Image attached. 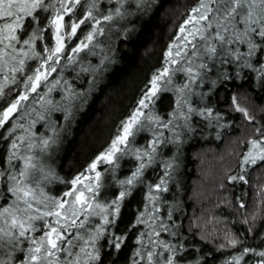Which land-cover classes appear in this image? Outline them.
<instances>
[{
	"label": "snow or ice",
	"instance_id": "snow-or-ice-1",
	"mask_svg": "<svg viewBox=\"0 0 264 264\" xmlns=\"http://www.w3.org/2000/svg\"><path fill=\"white\" fill-rule=\"evenodd\" d=\"M107 2L111 3V0ZM99 3L100 0H0V20L4 21L0 25V73H4V80L0 81V100H4L12 91L9 89L5 92L9 82L19 87L20 81L16 74L20 73L23 77V90L0 111V129H4L13 113L25 107L24 102L28 101L30 93H37L42 83L47 85L49 76L57 72L62 59L67 63L74 62L82 51L89 48L96 36L104 34L102 21H112L113 14L111 11L107 14L101 12ZM77 6L84 9L82 18L74 16ZM115 15L122 16L119 7L115 9ZM66 16L69 17L67 22ZM87 23L91 24V30L75 47L69 48L66 40L71 41L76 37L77 30ZM189 24L192 25L191 29L186 28ZM49 31V39L54 40L52 46L43 43L44 34ZM179 33L176 40L183 41L185 49L190 46L191 56L187 51L182 55L177 43L171 45L166 53L170 58L166 63L176 65V57H181L185 66L173 68L171 75L169 68L165 67L152 76L151 87L139 99L138 107L131 116L122 122L110 146L92 160L84 173L71 181H61L71 185V189L62 196H51L44 190L46 184L52 183L54 179L60 180L45 160L56 138L41 136L36 143L31 137L15 136L18 128H24L23 124H14L5 129L4 135H0V141L11 138L4 163L0 165V184L4 185L3 190H0V199H5V203L0 204V264H103L102 249L107 246L119 252L127 239V233L117 234L115 231L124 201L133 194L137 185L144 183L145 173L157 163L163 164L164 172L158 183L148 185L147 199L155 205L161 199L156 193L169 191L167 184L173 178L176 166L174 161H158L160 146L179 141L183 133L176 129L192 130L189 123L192 115L198 113L203 116L205 111L208 116L212 115L211 108L197 110L192 107L191 97L203 98V94L195 92L193 86L199 88L203 85L208 79L207 73L214 69V74L220 73L221 70L217 68L219 63L235 64L238 70L246 68L257 72L260 86L264 87V0H198L180 26ZM197 39L199 42L195 43ZM38 42L42 44L39 50ZM236 44L245 45L246 52L234 47ZM17 45L20 47L17 48ZM30 60L38 62L34 69L27 66ZM256 64H259L258 69ZM25 72L31 74L24 75ZM177 72L184 73L186 82L174 88L177 95L171 119H164L155 112L145 114L142 109L149 107L146 101L152 102V98L161 91L173 90L168 86L173 84L172 76ZM221 75L224 80L231 79L226 70ZM236 75L239 76V71ZM52 83L55 87L59 80ZM215 85L216 80H211L210 86ZM51 90L48 89L49 92ZM232 100L236 111L243 113L249 121L254 119L246 109L239 107L235 96ZM43 118L41 115L40 119ZM181 119L183 122L177 123ZM31 126L25 131H29ZM165 130L173 135L166 137ZM145 131L152 133L151 138L143 148L136 147V135ZM255 131L261 139L249 142L252 150L245 154L243 164L257 165L264 161V125ZM36 149L38 151H34ZM129 155L136 162L131 174L117 180L120 190L114 198L103 199L101 193L107 186L108 178L97 170L98 166L109 165L104 173H112L114 177L115 171L121 167V159ZM86 173L94 175L86 176ZM229 179L247 182L244 176H231ZM5 191L14 197L11 203H7L4 197ZM240 206L244 207L243 204ZM159 211V207H154L147 214L141 212L136 218L135 224H144L152 229L151 233H141V237H151L152 234L159 237L161 232L169 231V225L163 220L157 225L159 217L155 213ZM81 215L84 216L83 220L80 219ZM97 216L101 222L93 225L90 218ZM49 217L53 219L49 220ZM167 218L171 220V212H168ZM37 221L43 223L38 226ZM86 224L94 229L88 231L87 236L81 231H87ZM37 232L42 234L37 237ZM170 235L175 236L177 233L172 232ZM101 241L104 243L101 244ZM136 243L143 244V240L138 238ZM150 243L153 248L162 247L170 255L148 250L145 256L143 249L138 248L133 253L132 264H140V260L135 257L146 260V264H161L160 257H163V264H180L176 245L163 240ZM230 243L234 246L236 241L231 240ZM89 246L91 250H88ZM252 251L245 248L242 255ZM256 254L262 258L259 264H264V252ZM241 258H234V264H239Z\"/></svg>",
	"mask_w": 264,
	"mask_h": 264
},
{
	"label": "trees",
	"instance_id": "trees-1",
	"mask_svg": "<svg viewBox=\"0 0 264 264\" xmlns=\"http://www.w3.org/2000/svg\"><path fill=\"white\" fill-rule=\"evenodd\" d=\"M197 2L123 0L121 3L120 0H111L109 3L100 0L98 7L101 12L107 14L111 11L113 14V20L103 26L105 36L109 37L97 41V46L103 42L104 58L91 64L90 68H96V71L81 85L71 81L74 93L83 97L72 108H65L64 130L45 159L60 177L50 186L52 193L66 191L70 184L65 182L84 173L92 160L109 147L122 122L131 116L139 99L151 87L152 76L165 67L166 50ZM117 7L121 9L122 16L115 15ZM78 9L83 12V7ZM123 19L121 23L119 20ZM50 36L51 31L45 33L43 43L52 46ZM240 46L244 51L245 45ZM41 47L38 42L37 49ZM36 62L27 61V66L33 68ZM255 67L258 69L259 64ZM217 68L220 73L214 74V69L207 73L208 79L203 85L199 88L193 86V90L202 93L203 98L191 97L197 109L211 108L212 115L205 122L193 117L190 120L192 130L182 132L175 144L160 147L163 155L159 153V161H174L176 166L173 178L167 184L169 191L158 193L161 199L156 203L161 207L159 218L169 225V231L161 232L159 237L154 234L141 237V233H151L152 229L144 224H135L147 203V186L155 184L157 173L160 174L155 166L145 173L144 183L137 185L133 194L124 201L115 231L117 234L127 233V239L119 252L107 246L102 249L103 264H132L133 253L138 248L143 249L145 256L149 249L164 252L165 256L170 254L162 247H152L150 241L160 240L177 246L180 264H234V258L241 256L239 264H259L262 259L256 253L264 252V161L257 165L243 164L242 161L251 146L249 142L261 139L255 129L264 125V87L260 86L255 71L238 70L235 64L217 63ZM225 70L231 79L222 78L221 73ZM57 71L64 72L59 68ZM28 74L30 72L24 73ZM16 75L19 87L8 83L5 92L12 91L0 100L1 107H6L23 87L22 75ZM66 75L61 81L69 83L71 75ZM3 80L4 73H0V81ZM211 80H216L214 87L210 86ZM182 84L181 81L179 85ZM176 95L173 90L160 92L152 103L156 114L168 119L174 111ZM234 96L239 107L246 109L254 118L252 121L236 111ZM5 129H9L7 124L0 129V135L5 134ZM10 140L0 141V165L4 163ZM231 176H244L247 182L239 179L230 181ZM109 185L107 183L102 192L108 189L106 192L112 199L118 193ZM3 188L4 185L0 184V190ZM7 196L5 191L6 201ZM3 203L5 199H0V204ZM168 212L172 214L171 220L167 218ZM172 232L177 235H170ZM138 238L143 240V244L136 243ZM231 240L236 241L234 246ZM245 248L253 251L242 255ZM162 258L159 259L163 261ZM144 262L146 260H140V264Z\"/></svg>",
	"mask_w": 264,
	"mask_h": 264
},
{
	"label": "rangeland",
	"instance_id": "rangeland-1",
	"mask_svg": "<svg viewBox=\"0 0 264 264\" xmlns=\"http://www.w3.org/2000/svg\"><path fill=\"white\" fill-rule=\"evenodd\" d=\"M78 8H79V6H77V8L74 10V16H76V17L79 15L83 16L84 9H83V12H80ZM68 19H69V17L66 16L65 21L67 22ZM119 21H121V23H123L124 19L119 20ZM3 23H4V21L0 20V25H2ZM108 23L109 22H103L102 21V27L107 25ZM81 27H83V30H80V29L77 30L78 37L77 36L73 37L71 41L66 40V43H67L69 48L75 47V45L79 42V40H83L84 36L87 34V32L91 30V24L90 23L82 25ZM186 28L191 29L192 25L189 24L186 26ZM179 29H180V27H179ZM178 35H180L179 30L177 32L176 37ZM107 37H109V36H105V34L96 36L95 39L92 41V43L89 45V48L82 51L75 58L74 62H72V63H67V61L62 59L61 64L58 66V68L60 70H63L65 73L64 72L60 73L59 71H57L58 73L57 72L52 73L51 76H49V82L47 83L46 86L43 85V83H42V86H41V88H39L37 90V93H30L28 101L24 102L25 107L19 108L16 113H13L12 117H10L9 121L6 123L9 126V128L13 127L14 124H23L24 125V128H18L15 131V134H14L15 136H25L26 138L31 137L34 140V142H36V143L39 142V138L41 136H43L44 138H56V143H57L58 135L60 133H62V130H64V127H65V108H67V107L72 108L73 104L79 103L83 97L81 94L74 93V90L72 87L73 86L72 82H74V84L81 85L82 82H84V80L85 81L88 80L90 78L89 76L96 71V68H90L91 64H96V63H98L99 60H102L104 58L103 57L104 48L101 47V44H103V42H101V44H99L97 46V43H98L97 41L98 40L100 41V39L107 38ZM190 39H191V37H190ZM194 42L198 43L199 40L197 39ZM177 43H179V45H180V48L182 50V55H183L184 51H187L188 55L191 56L190 46L188 49H185L184 48V42L183 41H177L176 38L169 45V47L166 50V53H168L171 45H175ZM53 45H54V40H53ZM240 45H242V44H236V45H234V47L239 48V50L241 52H246V46H245L244 51H242V47ZM172 51H173V55H175V48H173ZM166 53H165V57H166V61H167L170 58L166 56ZM176 59L178 60V63L176 65H172L170 63H165V67L169 68V74L170 75H171V70L173 68L185 66V62H184V60L181 59V57H176ZM81 60H83V61H81ZM37 63L38 62H36L34 64L32 69L35 68ZM197 63H199V61H197ZM70 68L76 69V71L73 72V70H71ZM66 74L71 75V80H68V81H70L69 83L68 82L65 83V82L61 81L62 78L67 77ZM172 79H173V84L169 85L168 87L172 88L173 91H174V88L176 86H178L181 81L183 83L186 82V77H185L184 73H182V72L175 73L172 76ZM55 80H59V83L56 84L55 87H53L52 82ZM161 84L163 85V81H161ZM66 85H69V86H66ZM49 88L52 89L51 92L48 91ZM22 90H23V87L21 88L20 91H22ZM161 92H163V91H161ZM16 97H17V95H16ZM40 97H43L44 99H40ZM154 99H155V97L152 98V102L146 101V103H149V107L147 109H142L145 112V114H148L149 112H155V110L152 108V103H153ZM48 101H51L52 103L49 104ZM6 107L0 106V111H2ZM192 107L197 109L195 107V104H193V103H192ZM185 110H186V106H185ZM197 110H201V109L199 108ZM41 115L44 117L43 119H40ZM60 117H61L60 121L56 122L57 121L56 119H59ZM193 117H196V119H201L202 122H205L206 120L209 119V116L207 115L206 111H205V114L203 116L199 115L198 113L192 115L190 120H192ZM168 119H171V115H169ZM33 121H35L34 125L32 124ZM182 122H183L182 119L180 121H177V123H182ZM189 123H190V121H189ZM30 125H32L30 130L25 131V129H29ZM176 131L188 132L189 130L176 129ZM33 134H35V135L33 136ZM172 135H173L172 132L165 130V136L166 137H170ZM151 136H152V133L147 132V131L138 133L135 137V146L143 148L146 145L147 141L151 138ZM130 139H132V138L130 137ZM56 143L54 145H56ZM169 144H172V143H169ZM169 144H167L165 146L168 147ZM54 145H52V146L54 147ZM165 146L161 145L160 147L164 148ZM25 147H26V145H25ZM53 149L54 148H52V150ZM49 150H50V148L48 149V151ZM250 150H252L251 146L248 148V152ZM34 151H38V149H36ZM160 152L162 153L160 155H163V150H160ZM47 155H48V153H47ZM47 155L45 156V159L48 157ZM160 155H158V158L160 157ZM49 157H50V155H49ZM128 161H129V164L127 165L126 163H128ZM158 161H159V159H158ZM14 163H20V162L14 161ZM120 164H121V167L115 171L114 177H113L112 173H104V169H107L110 167L107 164H101L98 166V169H97L98 171H101L108 178V180L110 182L108 181L107 183H110L109 186L116 188L117 193L120 190V186L117 183V180L124 179L127 176H129L131 174V170L135 167L136 162L131 157V155H129V156H126L123 159H121ZM156 166L158 167V170H160V174L157 173V177H156V183H158L159 178L163 175L164 167H163V164L162 165L161 164L156 165ZM85 175L87 176V175H94V174L86 173ZM58 181L59 180L54 179L52 183L46 184L45 189H44L45 193L48 195H51V196H56V197L62 196L65 191L62 193H59V194H54L49 190L50 186L53 183H56ZM84 182L87 183V180L85 179ZM70 189H71V185L66 191H69ZM106 191H108V189H106L105 192L101 193L103 199L111 200V194H109V192H106ZM7 194H8L7 203H11V201L14 199V197L11 195V193L7 192ZM147 194H148V186H147ZM157 194L158 193H156V195ZM65 199H69V198H65ZM154 207H159V209L161 211L160 205H156V204L153 205L147 199V203L143 209V212H145L147 214V211L152 210ZM160 211H159V213H155V215L160 217ZM48 219L52 220L53 218L49 217ZM80 219L83 220L84 216L81 215ZM90 220H91V223L93 225L101 222L100 218L98 216L97 217H91ZM158 220H160V218ZM42 223H43L42 221H37L38 226ZM85 228L87 229V231H85V229L81 230L82 232L85 233V236H87L88 231L94 230L93 228L89 227V225H87V224H86ZM73 231L75 232V230H73ZM41 234H42L41 232L35 233V235L37 237ZM76 250H78V249H74V251H76ZM88 250H91L90 246H89ZM151 250H153V249H151ZM167 255H170V254H166V256ZM137 260H141V258H137ZM160 262H162L161 264H163V261L160 260ZM143 264H146V262H144Z\"/></svg>",
	"mask_w": 264,
	"mask_h": 264
}]
</instances>
